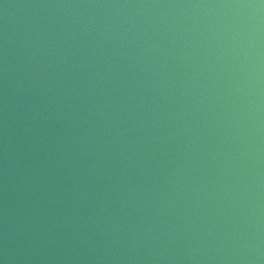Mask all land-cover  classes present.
<instances>
[{
	"label": "water",
	"instance_id": "water-1",
	"mask_svg": "<svg viewBox=\"0 0 264 264\" xmlns=\"http://www.w3.org/2000/svg\"><path fill=\"white\" fill-rule=\"evenodd\" d=\"M0 264H264V0H0Z\"/></svg>",
	"mask_w": 264,
	"mask_h": 264
}]
</instances>
